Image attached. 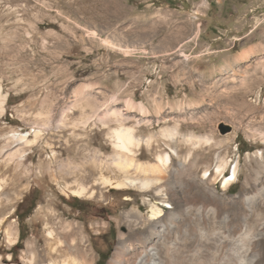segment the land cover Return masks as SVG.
<instances>
[{
    "label": "rangeland",
    "instance_id": "rangeland-1",
    "mask_svg": "<svg viewBox=\"0 0 264 264\" xmlns=\"http://www.w3.org/2000/svg\"><path fill=\"white\" fill-rule=\"evenodd\" d=\"M0 85L8 95L0 111V145L13 133L34 140V129L41 130L26 162L34 173L8 187L15 199L7 212L19 220L20 241L33 238L37 210L57 203L60 213L72 211L87 226L107 221L108 230L93 234L92 242L100 263L108 264L126 229L117 219L132 207L150 210L140 193L111 190L101 200H86L36 169L57 160L80 163L95 150L102 159L113 155L109 133L117 123L105 126L101 120L105 110L116 108L129 115L125 125L135 127L142 141L134 150L140 161L170 154L172 169L181 158L188 161L189 176H175L185 187L168 188L176 211L184 202L194 208L208 204L219 218L229 216L232 202L255 194L261 170L255 154L264 157V0H0ZM82 86L85 96L79 98ZM131 100L148 114L128 109ZM203 137L209 142H196ZM222 161L226 169L219 176ZM227 180L233 183L224 192ZM212 188L221 200L210 197ZM252 213L251 223L257 213L264 217V209Z\"/></svg>",
    "mask_w": 264,
    "mask_h": 264
},
{
    "label": "bare ground",
    "instance_id": "bare-ground-1",
    "mask_svg": "<svg viewBox=\"0 0 264 264\" xmlns=\"http://www.w3.org/2000/svg\"><path fill=\"white\" fill-rule=\"evenodd\" d=\"M248 53L246 52L244 56ZM85 88L82 86L78 90L79 98L85 96ZM116 98L112 100L113 104L118 102ZM7 102L8 95L3 94L0 85L1 112H4ZM127 105L128 109L136 108L144 115L149 112L144 105L136 104L132 100L128 101ZM100 107L101 105L97 106L98 109ZM122 112L116 108H109L105 110L106 116L101 120L105 126L117 123L109 133L117 150L113 155L102 159L98 154L99 151L95 150L90 154L87 153L88 156L83 157L84 160L80 163L69 159L57 160L53 165L48 164L36 169L37 175L48 174L51 181L60 185L64 192L68 190L73 195L86 200L95 198L101 200L111 190L123 192L136 190L140 193L143 202L150 210L144 213L139 208L132 207L117 219V224L125 226L126 229L120 231L116 248L108 264H264V217L257 213L251 223V213L257 208L264 209L263 153L255 154L261 160V170L257 172L256 184L253 186L255 194L246 193L243 203H233L232 200L229 216L219 218L218 212L212 206L209 208L208 204L197 205V208H194L196 205L185 207L184 200L183 207L176 211L174 202L172 203L168 198V188L183 187L184 183L178 185L175 182V176L178 173L189 176L188 161L181 158L176 168L172 166L173 169L170 167L172 164L170 154H157L156 162L140 161L134 150L140 148L142 141L135 135V127L125 125L130 117ZM34 134L35 138L32 140L30 134L13 133L0 145V233L4 235V244L0 247V264H101L100 254L92 242V235L105 234L108 230L107 221L90 222L87 226L72 211L69 214L60 213L56 208L57 203L41 206L37 210L32 217L33 238L20 241L19 220L14 212H7V209L13 206L15 199L8 187H15L14 183L35 171L32 163L26 164L29 152L36 145L41 130L35 128ZM197 141L209 142V139L203 137L198 138ZM173 156L179 158L176 151L173 152ZM217 169L216 175H223L226 169L225 162L222 161ZM238 169L236 167L234 170V179L239 176ZM9 173L11 176H8ZM203 173L206 174L207 171ZM166 175L171 180L165 178ZM201 180H204L203 176ZM231 181L225 182L224 192L230 189L233 183ZM183 191L180 197L188 199V195L186 196ZM151 192L162 198L153 201L149 197ZM208 192L212 199L221 200L215 188L209 189ZM14 193L20 196L18 192ZM132 199L129 196L126 198L128 201ZM209 199L208 197V202ZM163 206L169 207L170 211H166ZM206 223L229 226V228L226 231L208 230L206 225H203ZM18 248L20 255L16 253Z\"/></svg>",
    "mask_w": 264,
    "mask_h": 264
},
{
    "label": "built area",
    "instance_id": "built-area-1",
    "mask_svg": "<svg viewBox=\"0 0 264 264\" xmlns=\"http://www.w3.org/2000/svg\"><path fill=\"white\" fill-rule=\"evenodd\" d=\"M238 166V163H236L234 166H233V168H235L236 169V167ZM234 169V170H235ZM234 170H233V173H234ZM232 182V181H231Z\"/></svg>",
    "mask_w": 264,
    "mask_h": 264
},
{
    "label": "trees",
    "instance_id": "trees-1",
    "mask_svg": "<svg viewBox=\"0 0 264 264\" xmlns=\"http://www.w3.org/2000/svg\"><path fill=\"white\" fill-rule=\"evenodd\" d=\"M108 259H109L108 256H106L105 258H103V260H104L105 262H107Z\"/></svg>",
    "mask_w": 264,
    "mask_h": 264
},
{
    "label": "water",
    "instance_id": "water-1",
    "mask_svg": "<svg viewBox=\"0 0 264 264\" xmlns=\"http://www.w3.org/2000/svg\"><path fill=\"white\" fill-rule=\"evenodd\" d=\"M230 131V129L228 128V131L227 132H229Z\"/></svg>",
    "mask_w": 264,
    "mask_h": 264
},
{
    "label": "crops",
    "instance_id": "crops-1",
    "mask_svg": "<svg viewBox=\"0 0 264 264\" xmlns=\"http://www.w3.org/2000/svg\"><path fill=\"white\" fill-rule=\"evenodd\" d=\"M251 50V49H250ZM246 57V56H245Z\"/></svg>",
    "mask_w": 264,
    "mask_h": 264
}]
</instances>
